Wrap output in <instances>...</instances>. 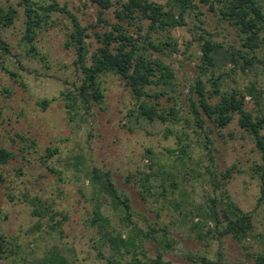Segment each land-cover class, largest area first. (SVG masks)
Instances as JSON below:
<instances>
[{
	"label": "rangeland",
	"instance_id": "rangeland-1",
	"mask_svg": "<svg viewBox=\"0 0 264 264\" xmlns=\"http://www.w3.org/2000/svg\"><path fill=\"white\" fill-rule=\"evenodd\" d=\"M21 1L0 0L18 10L12 25H0L10 51L0 49V148L13 154L0 164V234L19 249L2 263L51 264L47 257L59 255L67 264H128L162 252L172 264H255L264 253L262 184L254 170L263 164L262 154L239 114L225 127L208 119L200 129L188 98L191 85L202 79L212 103L237 91L246 95L248 111L264 116V45L256 52L244 46L240 29L205 4L184 12L186 24L169 30L152 32L150 21L139 17L125 23L134 37L152 33L157 41L176 42L178 50L164 56L176 73L173 90L154 83L138 96L126 79L110 72L100 77L104 101L88 107L79 101L71 109L66 94L78 95L82 79L70 44L72 18L52 12L30 41ZM56 1L87 28L90 57L102 45L99 35L119 23L116 9L127 0H111L109 9L93 0ZM154 1L169 8V0ZM202 36L223 47L211 67L203 58ZM142 103L168 119L141 116ZM93 168L109 171L121 198H130L131 222L91 183ZM225 191L242 212L252 213L247 236L222 234ZM118 236L135 243L129 254L115 244Z\"/></svg>",
	"mask_w": 264,
	"mask_h": 264
},
{
	"label": "trees",
	"instance_id": "trees-1",
	"mask_svg": "<svg viewBox=\"0 0 264 264\" xmlns=\"http://www.w3.org/2000/svg\"><path fill=\"white\" fill-rule=\"evenodd\" d=\"M93 1L103 9H109L113 5L111 0ZM21 3L25 6L26 35L30 41L34 40L36 30L48 22L52 12H63L72 18L74 29L70 34V44L76 49L75 66L82 73V79L78 88V95L71 92L66 94V98L69 100L67 104L71 109H75L79 101L86 104L87 107L93 101H104L105 93L101 86L100 77L110 72L120 74L126 79L127 84L138 96L143 94L146 86L154 83L163 84L173 90L176 85V73L173 67L165 61L164 56L169 55V51L178 50L176 42L171 37H167L168 40L166 41H157L152 37V33L138 32V37H134L125 23L132 24L139 17L150 21L149 28L152 32L169 30L173 26L186 24L184 12L199 10L200 4H205L213 10L218 9L225 20L240 29L244 46L256 52L262 44L264 45V35L261 37V33L264 31V0H169L168 9L154 0H127L116 9L119 23L114 25L112 30L99 35L102 39V45L90 57L87 28L66 7H61L56 0L49 4H41L34 0H22ZM175 9H178L179 14L176 15ZM17 12L18 10L14 6L6 9L0 4V25H12ZM198 16L199 14H196L198 22L203 24V20ZM141 28L142 26L139 25V31ZM201 38L204 40L202 49L203 58L207 62L205 64L211 67L215 64L214 53L223 47L220 44H214L205 36ZM0 49H5L6 53L10 54L9 48L3 46L1 39ZM155 52L158 53V57L154 56ZM234 54L236 55L233 51L232 55ZM244 58L247 65L252 66L253 62H250L249 58L245 56ZM255 58H257L256 55L253 59ZM233 60L235 59L233 58ZM242 69L246 70L245 63H243ZM203 70L205 67H202ZM215 83L218 84V81ZM214 88L215 94L220 93L219 88ZM189 92V109L195 124L200 129L206 128L208 119L215 122L219 127H225L234 119L236 113L240 115V125L254 136L256 145L263 157V164L256 166L254 170L262 184L259 200L264 201V116L255 115L245 108L246 95L241 92L224 93L221 95L220 101L212 103L210 101L211 92L206 90L202 79L191 85ZM140 115L149 119L156 117L162 120L168 119L166 115L158 113L156 108L145 103L140 104ZM185 147L187 148L188 145L185 144L183 148ZM186 152V149L183 150V153L187 154ZM12 156L13 154L9 149L0 148V164L7 163ZM209 156L212 157L210 150ZM212 160L214 164L213 157ZM231 172L232 169H228L224 177L229 176ZM2 180L3 176L0 174V182ZM89 180L99 188L100 192L106 193L115 206L121 208L124 213L123 220L131 222L133 207L130 198L127 196L124 199L121 198L109 171L105 172L93 168L89 174ZM224 196L228 203L224 209L226 222L222 234H232L240 238L247 236L254 227L252 213L242 212L227 191H225ZM36 212L38 211L36 210ZM97 217H101L98 211ZM115 242H117L116 245L121 243L125 246V253L122 255L129 254L130 247L135 245L133 241H126L121 236H118ZM15 244L6 234H0V264L13 263H2L1 260L9 258L11 254H18L19 249H15L17 246ZM147 258L133 257L128 264H172L171 261L164 260L162 252H158L156 257ZM10 259L12 260V258ZM46 262L67 264V260L59 255L47 257ZM117 263L123 264L120 261ZM255 264H264V253L256 256Z\"/></svg>",
	"mask_w": 264,
	"mask_h": 264
}]
</instances>
